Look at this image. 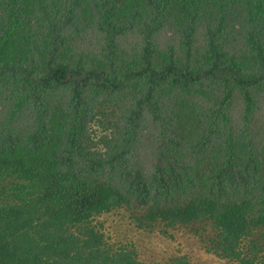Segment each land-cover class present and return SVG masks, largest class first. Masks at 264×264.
<instances>
[{"label": "trees", "instance_id": "1", "mask_svg": "<svg viewBox=\"0 0 264 264\" xmlns=\"http://www.w3.org/2000/svg\"><path fill=\"white\" fill-rule=\"evenodd\" d=\"M120 209L264 264V0H0V264H147Z\"/></svg>", "mask_w": 264, "mask_h": 264}, {"label": "rangeland", "instance_id": "2", "mask_svg": "<svg viewBox=\"0 0 264 264\" xmlns=\"http://www.w3.org/2000/svg\"><path fill=\"white\" fill-rule=\"evenodd\" d=\"M102 229L111 244H132L139 258L147 264L168 261L185 254L191 264H233L203 249L200 236L184 228L171 231L172 237L160 233V227L144 230L136 227L129 214L120 209L101 217ZM209 229V228H207Z\"/></svg>", "mask_w": 264, "mask_h": 264}]
</instances>
